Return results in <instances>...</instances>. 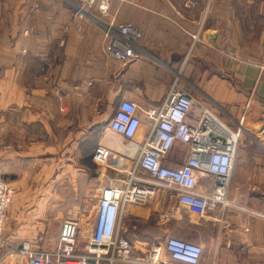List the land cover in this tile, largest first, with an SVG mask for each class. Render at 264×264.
Returning a JSON list of instances; mask_svg holds the SVG:
<instances>
[{
	"label": "crops",
	"instance_id": "1",
	"mask_svg": "<svg viewBox=\"0 0 264 264\" xmlns=\"http://www.w3.org/2000/svg\"><path fill=\"white\" fill-rule=\"evenodd\" d=\"M33 1L0 0V136L5 139L0 158L10 157L17 164L31 155L25 154L31 146L49 152L42 157L90 159L94 148L103 144L130 164L136 157L134 146L151 131L143 110L158 108L176 82L195 97L189 123L205 119L212 139L230 140L238 131L227 192L230 203L221 215L208 211L201 217V240L191 237L202 246L201 264H264V0H124L120 8L111 0L115 18L141 32L137 56L125 64L104 51L103 29L77 19L74 11L65 24V0H41L51 7L57 2L53 13L48 7L33 9ZM94 94L111 95L116 106L120 100L139 106L140 125L133 138L112 132L108 121L98 120L100 98L90 105ZM20 139L27 150L19 145ZM188 153L187 145L175 142L164 163L179 165ZM103 169L116 179L104 187L125 178ZM213 180L201 173L197 190L210 191ZM12 181L16 189L26 188L23 180L16 186ZM70 189L74 196L57 197V205L80 202L79 184ZM172 202L178 204L170 191L160 188L146 204L125 205L122 233L140 247L136 254L162 245L169 236L182 238L168 222L180 218L168 216ZM23 213L18 207L8 210L5 240H18L11 251L35 235ZM68 218L79 227L77 249L82 251L95 217L90 229H84L81 216H61L53 235L57 241L60 225Z\"/></svg>",
	"mask_w": 264,
	"mask_h": 264
},
{
	"label": "built area",
	"instance_id": "2",
	"mask_svg": "<svg viewBox=\"0 0 264 264\" xmlns=\"http://www.w3.org/2000/svg\"><path fill=\"white\" fill-rule=\"evenodd\" d=\"M68 1L72 3L75 16L93 19L87 8L96 7L97 11L108 14L111 0ZM102 24L106 53L124 64L137 56L141 32L134 24ZM194 102V96L175 82L158 108L143 110L151 121V131L142 143L134 146L136 157L130 164L106 145L94 148L95 162L123 173L125 178L119 184L102 189L96 200L92 232L82 251L77 250L79 227L68 218L60 225L54 249H40L26 241L11 255L27 264H170L161 258L164 251L173 264H198L202 256L200 243L169 236L162 245H152L147 254L138 258L133 255V241L122 233L125 205L144 204L160 188L169 190L180 205L200 217L217 205L228 204L224 194L233 170L235 141L208 137L205 119L196 125L189 123L188 113ZM138 110L135 102L120 100L108 120V128L126 139L133 138L140 125ZM175 142L187 145L189 153L181 164L168 166L164 159ZM201 173L214 178L208 192L197 190ZM13 195V187L0 179V236Z\"/></svg>",
	"mask_w": 264,
	"mask_h": 264
},
{
	"label": "rangeland",
	"instance_id": "3",
	"mask_svg": "<svg viewBox=\"0 0 264 264\" xmlns=\"http://www.w3.org/2000/svg\"><path fill=\"white\" fill-rule=\"evenodd\" d=\"M115 1L119 6L118 8H120V4L123 3L124 0H115ZM33 2H32L33 9L41 10L42 8L48 7V9H50L49 12L51 13H53L52 9L53 8L55 9V7L57 6V2L53 3L52 7L50 2L46 3V2H42L41 0H34ZM64 6L65 7H63V9L66 10V14H65L66 16L63 19V21H65V24H67L69 21V18L67 17L69 15L71 16L72 11L75 12V10L74 8L73 10L71 9L72 4H70V2H68L67 0H65ZM95 8L96 7L87 8V12L94 16L93 19L88 16L82 18L76 16L77 19L82 21L83 18H85L83 22L91 23V25H93L92 27L101 30L103 29L102 23H106V22H113L115 24L124 23V22H119L115 18V12L114 11L111 12V6L108 10V14L105 13L103 14L97 11ZM66 28L67 26H65V30H67ZM81 31H82L81 26L80 29H78L77 27V32L79 33V35H81L80 34L82 33ZM91 98H92L90 102L91 106L96 103L95 100H98V98H100L97 101V105H96L98 107V120L108 121L112 116V110L114 111L116 108V107L114 108V106H116L115 105L116 103L114 104L112 102L111 95L94 94L91 96ZM5 116L7 117L8 114H6ZM9 128L11 129V127ZM3 129H4L3 131H6L8 127H3ZM235 134L236 137L234 138L232 135L231 139L235 141L234 145L236 149L237 140H238V135H237L238 131H236ZM3 135L4 134L0 136V140H1L0 146L2 147L4 146V142H5ZM6 135L9 136V133H7ZM44 144H49V143H44ZM19 145H21L23 149L25 148V142L22 143V140L19 143ZM25 150L27 149L25 148L24 151ZM26 153L31 155L30 156L27 155L25 157L19 158L17 164L15 163V159L13 160L10 157L0 158V179L4 180L5 182H8L9 184L11 183L12 179H14L15 183L13 181L12 182L15 186L17 185L16 183L19 182L18 180H23L26 186L25 189H16L14 186L10 184L14 189V195L10 204L7 207L5 220L3 223V228L0 236V264H27L25 260L17 258L14 255H11L12 253H16L18 251V249L16 251H11V249H13L18 243V240L16 242H11V240H5L4 228L6 227V220L8 219V210L10 207L14 209H17L18 207L20 210L24 212L23 214H25L24 216H26L24 217L25 220L29 219L30 222L29 231L31 232V235L35 234L33 237H30L31 239H28L29 241L25 240L22 243L27 241L30 242L32 245L36 246L37 248L48 250L57 246L55 243L56 242L58 243V241L53 235L57 222L59 221V219H61V216L64 217L71 214L72 215L76 214L78 216H81L83 220H86L83 222L82 227H84V229L86 227L90 229V223L95 217L96 200L98 199V198L96 199V197L100 195L106 183H109L110 181L111 182L116 181V179L114 178L107 177V172L105 171V169H103V166L95 162L92 156L90 159L86 158L85 156L79 159H74L72 157L54 158L52 157L53 156L52 154L50 155L51 157H42L40 155L44 153L49 154V152L46 151L44 148L42 150H38L32 148L31 146L25 152V154ZM69 165H72L71 168L69 167ZM232 176H233V170L230 180H232ZM230 182L231 181H229V184ZM73 183L79 184V189L76 190L78 195L76 196L82 197L80 202L76 201V205H73V203L72 205H65V206L57 205V197H63V195L64 196L70 195L71 197L74 196V191L70 189ZM229 184L226 187L224 194L226 197L225 200L227 201L228 204L230 203L227 199ZM48 198L52 200L53 204H49L47 202L46 199ZM153 198L154 197H152L148 202H150ZM222 208L223 207L221 205H217L216 208L209 211V214H213L219 211V214L221 215ZM175 214H177L180 217L179 220H176L175 218H170L168 222L169 224L173 225L176 231H178L176 235L179 234V236L182 237V239L187 241L189 240L191 241L192 240L191 237L201 240L202 218L188 214V212L184 211V209L182 208V206L179 205V203L174 204V202H172L171 215L169 213L168 216H173ZM181 219L183 220L185 219V220L181 221ZM189 220H192L193 223L195 224L193 225L189 224L187 222ZM35 221L39 223H35ZM33 222L36 225L35 229L32 228ZM13 224L14 222L11 221L12 227ZM82 233L83 235H87L85 231H82ZM133 250H134L133 255L138 256V258H140L141 255H144V254L141 255L136 254V251L140 250V247H138V245L135 246ZM164 256L165 254L163 253L161 255V258L164 259ZM116 264H128V263L118 262ZM198 264H201V260Z\"/></svg>",
	"mask_w": 264,
	"mask_h": 264
},
{
	"label": "bare ground",
	"instance_id": "4",
	"mask_svg": "<svg viewBox=\"0 0 264 264\" xmlns=\"http://www.w3.org/2000/svg\"><path fill=\"white\" fill-rule=\"evenodd\" d=\"M233 137H234V138L236 137L235 134L233 135Z\"/></svg>",
	"mask_w": 264,
	"mask_h": 264
}]
</instances>
